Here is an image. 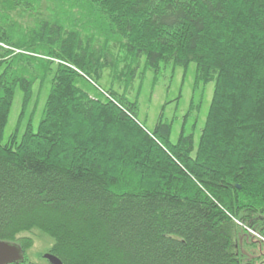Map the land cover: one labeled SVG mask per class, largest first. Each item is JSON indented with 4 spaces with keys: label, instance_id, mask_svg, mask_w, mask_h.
I'll return each instance as SVG.
<instances>
[{
    "label": "trees",
    "instance_id": "obj_1",
    "mask_svg": "<svg viewBox=\"0 0 264 264\" xmlns=\"http://www.w3.org/2000/svg\"><path fill=\"white\" fill-rule=\"evenodd\" d=\"M141 60L213 83L197 138L101 88ZM36 228L63 264H256L237 235L264 238V0H0V240L24 255Z\"/></svg>",
    "mask_w": 264,
    "mask_h": 264
},
{
    "label": "rangeland",
    "instance_id": "obj_2",
    "mask_svg": "<svg viewBox=\"0 0 264 264\" xmlns=\"http://www.w3.org/2000/svg\"><path fill=\"white\" fill-rule=\"evenodd\" d=\"M143 63L144 60H141L140 68L134 80L127 86L124 81H116L111 69H105L99 81L101 88L103 90L111 88L119 93H125L130 100H136L139 104V117L141 121L146 120L147 128L152 129L160 113L164 111V117L174 124L173 140L177 138L183 128H185L186 133L194 132L197 138L211 101L213 83L196 82L194 63L189 65L187 69L169 64L161 67L157 75L144 70ZM49 85V79L44 85H41L40 82L34 84L33 96L23 113L19 133H22L30 120H32L34 127L37 126ZM22 109V95L17 90L5 128L4 140L15 130L22 115ZM248 232L251 235L243 231L237 235L242 255L245 258L254 259L256 264H264V238L259 237L253 230ZM19 237L18 242L22 238L32 239V245L26 249L23 255L30 264H51L45 258L55 242L51 235L36 228L21 234Z\"/></svg>",
    "mask_w": 264,
    "mask_h": 264
},
{
    "label": "water",
    "instance_id": "obj_3",
    "mask_svg": "<svg viewBox=\"0 0 264 264\" xmlns=\"http://www.w3.org/2000/svg\"><path fill=\"white\" fill-rule=\"evenodd\" d=\"M45 258L51 264H63L62 261L52 253H47ZM23 260V251L20 245L0 240V264H12Z\"/></svg>",
    "mask_w": 264,
    "mask_h": 264
}]
</instances>
